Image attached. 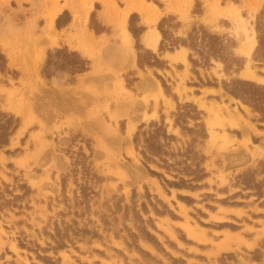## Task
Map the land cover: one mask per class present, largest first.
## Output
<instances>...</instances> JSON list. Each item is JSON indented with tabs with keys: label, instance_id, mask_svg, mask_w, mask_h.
<instances>
[{
	"label": "rangeland",
	"instance_id": "1",
	"mask_svg": "<svg viewBox=\"0 0 264 264\" xmlns=\"http://www.w3.org/2000/svg\"><path fill=\"white\" fill-rule=\"evenodd\" d=\"M149 1L130 13L122 0H0V112L19 119L0 148V264H264V154H255L264 120L225 89L236 78L264 86L254 59L264 0ZM164 17V51L145 47L143 33ZM131 25L145 59L153 52L161 66H127ZM251 34L247 55L240 47ZM181 38L196 46L188 70L166 50ZM220 42L241 60L224 50L216 58ZM63 48L91 69L44 76L49 52ZM65 52L55 60L68 63ZM145 76L163 94L140 90ZM147 94L130 134L131 112L113 117L117 102ZM143 132L154 136L149 166Z\"/></svg>",
	"mask_w": 264,
	"mask_h": 264
},
{
	"label": "trees",
	"instance_id": "2",
	"mask_svg": "<svg viewBox=\"0 0 264 264\" xmlns=\"http://www.w3.org/2000/svg\"><path fill=\"white\" fill-rule=\"evenodd\" d=\"M157 2V1H156ZM158 3V2H157ZM172 17H164L159 23V30L162 33L163 40L161 44L160 51H164V48L162 45H165L166 41L168 40V30L166 28V23L171 19ZM60 20V19H59ZM132 23V21H131ZM179 23V22H178ZM180 24V23H179ZM59 28L62 26L58 23L57 24ZM256 28H257V34H258V46L255 50L254 59L256 61H260L262 64H264V9L261 10L257 22H256ZM131 31L134 35V37L137 40L136 49L138 53V66L141 69H145L147 66L149 67H156L160 65V63H163V61L160 60L159 56L153 52L147 51L150 54V57L146 60L144 53L142 52L143 46L140 43V36L134 29H132L131 25ZM212 38H216L217 40L221 39V36L219 35H210ZM186 38L179 39V42L173 43L171 47L166 49L167 51H173L176 48L179 47H187L190 51L194 50V47H196L193 44L188 43ZM174 45L176 47H174ZM226 44H222V42L219 43V45H215L212 49L213 55L216 58L222 59L224 61V58L220 54L221 50L227 51L229 55H233L235 59L240 61L241 59H238L236 56H234L233 52H228L229 49L225 48ZM66 51L67 57H69L68 63H61L55 60V55L57 52ZM217 54V55H216ZM190 60L195 63V59L193 58V55H190ZM226 62V61H225ZM261 64V65H262ZM54 65L57 69L54 71H50V66ZM92 62L79 54L76 51L69 50L68 48L63 49H56V52L50 51L48 60L45 64V66L42 69V73L46 77H51L55 74L57 71L61 72H69L71 75H73V79L77 75H81L91 69ZM161 66V65H160ZM244 67V64L239 63L237 70ZM168 85L164 82V88L166 89L167 93L168 91ZM225 89L231 93L233 96H235L237 99H240L245 104L251 106L255 111L259 112L262 115V119L264 120V86L259 85L257 83L241 80L239 78H236L232 81V83L225 84ZM153 127H156L157 130H160L162 126H159L157 123L152 124ZM19 127V119L15 118V116L10 115L6 112H0V148H3L7 146L10 143L11 136L15 133V131ZM155 132V131H154ZM146 136V146L141 150L145 163L147 166H149V162L155 161L152 156H150L149 151H154L152 149L153 146V133L152 132H143ZM140 131L136 134L135 141L137 144H139L140 140ZM164 136L166 138L170 137L167 133V129H164ZM153 174H157L155 171L151 170Z\"/></svg>",
	"mask_w": 264,
	"mask_h": 264
},
{
	"label": "bare ground",
	"instance_id": "3",
	"mask_svg": "<svg viewBox=\"0 0 264 264\" xmlns=\"http://www.w3.org/2000/svg\"><path fill=\"white\" fill-rule=\"evenodd\" d=\"M155 21L158 20L157 17L154 18ZM161 32L160 30H156V29H153V31H151L148 35V44L150 46H152L153 48H157V45L160 41V38H161ZM257 45V37H256V34H251L249 37H248V40H246V42L244 44H242V46L240 47V50L242 52H244L245 54L247 55H251L255 49ZM134 52H133V49H132V46L130 47L129 49V53H128V59H127V66H132V64H134V60H133V55ZM173 60L174 61H178V60H181L182 57H177V56H172ZM246 70V69H245ZM246 75H251V73H247ZM156 82V81H155ZM82 84V83H81ZM119 90L121 93H123L124 91L123 90H126L127 89L125 88L124 86V82H118L117 84ZM151 87L152 89H155L156 87L158 88V91H161L162 94H163V89L162 87L160 86L159 82L157 81L156 82V85L154 82H151L149 80V78H146V76L143 78L142 82L138 84V88L140 90H145L146 87ZM115 94H117V89L116 90H113ZM112 93V92H111ZM129 95V94H127ZM131 96V95H130ZM149 102V96L148 94L145 95L144 97H141V98H137V99H134V98H131V97H122L118 102H117V110H116V114L114 113L113 114V117L115 119H118L120 116H122L125 112V114H129L130 113V117H129V124H128V132L130 134H132L135 129L137 128V125L139 124V118L138 116L136 115H133L132 114V111H140V109H143L147 106ZM198 103L201 107H204L205 106V103L202 101V98H199L198 99ZM210 111H211V115H213L212 118L209 119L208 121V125L211 129V134L213 136V138L216 137V131L214 130L215 129V125H216V121H215V118H216V115H217V112L215 109L213 108H210ZM264 154V148L262 146H257V152H255V154ZM192 227H189V233L191 235H194L195 236V232L193 229H191Z\"/></svg>",
	"mask_w": 264,
	"mask_h": 264
},
{
	"label": "crops",
	"instance_id": "4",
	"mask_svg": "<svg viewBox=\"0 0 264 264\" xmlns=\"http://www.w3.org/2000/svg\"><path fill=\"white\" fill-rule=\"evenodd\" d=\"M122 1H125L126 2V8L127 7H129V12L131 13V12H137L138 11V9L136 8V5H138V4H141L142 3V0H122ZM147 2L148 3H150V1L149 0H147ZM157 6V5H156ZM152 7V9H155V8H153V6H151ZM153 29H156V28H152V29H147L144 33H143V35H142V37H141V41H142V43L145 45V47H147V48H149V49H151V50H157L159 47H160V45H161V38H160V41H159V43H158V45H157V48L155 49V48H153L152 46H150L149 44H148V41H147V39H148V35H149V33L151 32V31H153ZM157 30V29H156ZM127 35H128V37H129V39H130V41H131V45H130V47L132 46V49H133V52H134V56H133V60L135 61L134 62V64H132V66L134 67V65H138V63H137V51H136V48L134 47V43H133V40H135V37L133 36V34L131 33V31L128 29L127 30ZM130 47H128V49H130ZM189 49L187 48V47H184V46H182V47H179V48H176L175 50H173V51H169V53H168V55L170 56V57H172V56H177V57H182V60H178L177 61V63L179 64V65H181V66H184L183 67V70L184 69H187L188 70V63H189ZM128 59V58H127ZM187 65V66H186ZM139 67V66H138ZM88 72V71H87ZM182 72V71H181ZM86 73V72H85ZM85 73H83V74H85ZM82 75V74H81ZM206 91H208V92H213V91H217V89L216 88H214V87H207L206 88ZM210 105V104H209ZM212 106V105H211ZM250 129H252L250 126H246L245 127V129H242L241 128V130H243V133H244V137H245V139H249V136H248V133H246L245 134V130H249V132H250ZM253 130V129H252ZM253 132H255L254 130H253ZM250 134V133H249ZM243 137V138H244ZM225 168H226V163L224 164V166L221 168V174L224 172V170H225ZM240 168H242V166H235V170H239ZM233 209H234V207H233ZM236 210V209H235ZM225 231H218L217 233H224ZM230 235H235V233L232 231L231 232V234ZM225 238H220L219 240H217L216 242L217 243H221L223 240H224ZM213 251H217V247L216 248H214V250Z\"/></svg>",
	"mask_w": 264,
	"mask_h": 264
}]
</instances>
